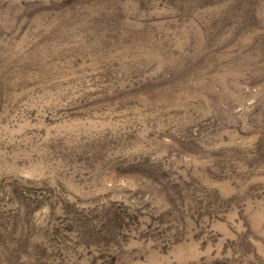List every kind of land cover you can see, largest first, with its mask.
Instances as JSON below:
<instances>
[{
  "label": "rangeland",
  "instance_id": "374dc122",
  "mask_svg": "<svg viewBox=\"0 0 264 264\" xmlns=\"http://www.w3.org/2000/svg\"><path fill=\"white\" fill-rule=\"evenodd\" d=\"M0 264H264V0H0Z\"/></svg>",
  "mask_w": 264,
  "mask_h": 264
}]
</instances>
